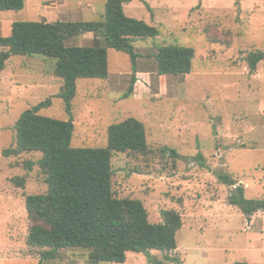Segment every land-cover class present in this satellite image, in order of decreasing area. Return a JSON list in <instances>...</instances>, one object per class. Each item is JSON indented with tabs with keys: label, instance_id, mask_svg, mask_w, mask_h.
<instances>
[{
	"label": "rangeland",
	"instance_id": "1",
	"mask_svg": "<svg viewBox=\"0 0 264 264\" xmlns=\"http://www.w3.org/2000/svg\"><path fill=\"white\" fill-rule=\"evenodd\" d=\"M106 0H24L20 11L0 10V36L14 21L100 20ZM128 16L155 25L159 35L136 43L134 93L124 97L133 71L127 54L107 49L106 80H77L70 111L56 98L62 80L56 60L12 56L0 71V264H264V214L248 216L229 204L232 190L218 174L227 173L244 187L245 197L264 199V59L249 70L246 56L264 51V0H133ZM67 46H104L102 36L74 35ZM192 47L190 73H157L154 54L163 45ZM52 98L39 114L72 119L73 147L106 145L107 128L127 117L146 129L151 153H116L111 159L112 188L118 197L142 201L152 223L162 210L178 211L182 227L177 248L126 253L124 263H91L88 250L70 248L39 260L26 236L30 222L24 194L46 190L36 164L39 152L5 157L15 144L14 124L39 102ZM167 147L177 158L163 155ZM35 164L32 170L25 162ZM25 177V187L12 178ZM254 216V217H253Z\"/></svg>",
	"mask_w": 264,
	"mask_h": 264
},
{
	"label": "trees",
	"instance_id": "2",
	"mask_svg": "<svg viewBox=\"0 0 264 264\" xmlns=\"http://www.w3.org/2000/svg\"><path fill=\"white\" fill-rule=\"evenodd\" d=\"M133 0H106L100 20L88 21H14L11 32L0 36V71L12 56H43L56 60L54 75L62 80L56 98L63 100L70 111L76 96L77 80L109 76L107 49L128 55L133 75L124 97L133 95L136 83L137 42L159 35L158 28L145 21L128 16L124 6ZM24 0H0V10L20 11ZM93 33L102 36L104 46H67L74 35ZM195 50L179 44L163 45L154 54L159 75L188 74L192 68ZM264 59V51H252L246 56L251 72ZM47 98L24 111L14 124L15 144L2 151L3 156L39 152V167L46 190L24 194L25 210L30 222L26 244L39 250V260L56 258L59 251L80 248L88 250L91 263H124L126 253H149L157 250L170 253L177 248L176 234L182 227L178 211L162 210L161 223H152L142 201L118 197L112 188L111 159L116 153L150 154L144 124L127 117L111 123L107 141L101 147H73L72 119H56L39 114L51 105ZM163 155L177 158L174 149L164 147ZM35 163L25 162L32 170ZM218 179L232 188L228 202L236 205L245 216L264 211V199L245 197L244 187L230 174H218ZM25 177H14L16 187H25ZM165 260H181L167 255ZM158 264L162 261L156 260ZM234 264H247L235 262Z\"/></svg>",
	"mask_w": 264,
	"mask_h": 264
},
{
	"label": "crops",
	"instance_id": "3",
	"mask_svg": "<svg viewBox=\"0 0 264 264\" xmlns=\"http://www.w3.org/2000/svg\"><path fill=\"white\" fill-rule=\"evenodd\" d=\"M10 32H11V30H10ZM137 73H138V70H137ZM137 73H136V74H137ZM136 81H137V80H136ZM133 93H134V92H133ZM241 213H242V212H241ZM242 214H243V213H242ZM253 214H254V216L257 215V214H264V211H257V212H255V213H253ZM243 215H244V214H243ZM254 216H253V217H254ZM250 218H251V216H250ZM249 222H250V221H249ZM249 222H248V223H249Z\"/></svg>",
	"mask_w": 264,
	"mask_h": 264
},
{
	"label": "water",
	"instance_id": "4",
	"mask_svg": "<svg viewBox=\"0 0 264 264\" xmlns=\"http://www.w3.org/2000/svg\"><path fill=\"white\" fill-rule=\"evenodd\" d=\"M247 219H248V222L251 220V218H250V217H248Z\"/></svg>",
	"mask_w": 264,
	"mask_h": 264
}]
</instances>
